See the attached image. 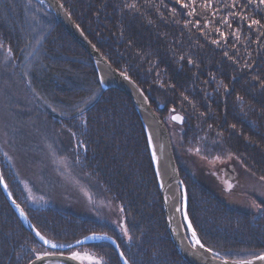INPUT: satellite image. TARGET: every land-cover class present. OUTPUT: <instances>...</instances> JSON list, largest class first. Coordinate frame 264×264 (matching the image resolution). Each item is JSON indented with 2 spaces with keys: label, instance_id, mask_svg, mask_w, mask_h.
<instances>
[{
  "label": "trees",
  "instance_id": "obj_1",
  "mask_svg": "<svg viewBox=\"0 0 264 264\" xmlns=\"http://www.w3.org/2000/svg\"><path fill=\"white\" fill-rule=\"evenodd\" d=\"M59 2L101 55L143 90L167 125L187 213L203 246L226 260L263 254L264 205L256 212L225 205L184 163L197 162V156L232 157L264 181V4ZM0 58L5 59L0 94L6 101L0 133L10 135L16 119L24 137L22 130L30 127L43 150L71 160L91 200L109 201L123 223L118 230L103 218L28 207L0 147L6 189L44 240L71 245L92 234L106 235L115 244L98 239L78 249L102 264H122L116 244L127 264H188L170 239L149 140L134 103L102 86L93 59L47 3L0 0ZM172 114L181 116V124L171 122ZM19 140L23 145V137ZM45 252L0 187V264H26Z\"/></svg>",
  "mask_w": 264,
  "mask_h": 264
},
{
  "label": "rangeland",
  "instance_id": "obj_2",
  "mask_svg": "<svg viewBox=\"0 0 264 264\" xmlns=\"http://www.w3.org/2000/svg\"><path fill=\"white\" fill-rule=\"evenodd\" d=\"M4 63L5 59L0 58V73ZM1 95L0 108L6 104ZM0 115H4L2 110H0ZM15 122L16 126L11 127L10 135L1 131L0 147H3L5 155L15 167V172L31 205L51 204L55 208H61L79 216L103 218V221H108L121 230L122 221L116 208L107 200H102L99 203L91 200L85 189V181L72 170L71 160L66 159L63 155L53 158L45 149L43 150L39 142L41 139L36 137V132L27 127L32 124L24 126L27 127V130H22L26 131L24 137L20 133V121L16 119ZM1 126L0 122V130H2ZM20 136L23 137V145H19ZM27 140L29 142L26 144ZM196 161H192L190 165L184 163L185 168H188L205 187L211 189L225 205L237 210L254 212L258 210V207L264 205V181L249 174L234 158L209 160L197 156ZM182 183L184 185L183 181ZM49 185H51V189L48 188ZM95 208L98 209L97 212L93 210ZM98 216L100 217L97 218ZM183 226L186 230L185 224ZM91 236L104 237L106 235L92 234L89 237ZM49 245L51 246V244ZM74 253L78 254V260L83 264H95L97 261L87 251L75 250L70 255L73 256Z\"/></svg>",
  "mask_w": 264,
  "mask_h": 264
},
{
  "label": "water",
  "instance_id": "obj_3",
  "mask_svg": "<svg viewBox=\"0 0 264 264\" xmlns=\"http://www.w3.org/2000/svg\"><path fill=\"white\" fill-rule=\"evenodd\" d=\"M43 1H45L51 7L57 20L62 24V26L72 36V38L91 56V58L93 59L96 65L100 78H101V73L103 72L106 73L110 77V81L108 84H105L106 85L105 87L115 88L127 94L132 99L140 116H142V113L145 112L154 119L155 124L157 125L156 127L157 135L156 136H157L159 159L163 163V165H167L168 167L167 174L166 175L164 174L165 177L163 181L162 182L159 181V189L163 197V201H164V208H165L164 211H165V216H166L167 228H168L170 237L174 243V246L179 251L182 258H184L188 264H264V259L258 258L260 256H264V254L258 257H254V258L246 259V260H226V259L220 258L219 256L215 255L213 252L209 251V249H207L205 246L203 247L200 246V244L202 243L200 242L197 235L195 237L192 236L193 228L188 227V225L190 224L188 222L187 224H185L186 230L183 231L182 233H179V229H178L179 226H177L176 220L172 218V216L169 213V209H167V202H168L167 197H169L167 191L174 184L181 190L183 201H184L183 213L185 214L186 220H187V212H186L187 196H186L185 187L179 176V171L175 163L173 148H172L169 132H168V129L166 128L165 123H163V121H161V119L154 113L153 109L150 107L149 103L144 97V94L142 93L139 86L133 80H131L127 75L116 70L101 55V53L95 48V46L84 35L81 29L73 22V20L67 14V12L63 8L59 0H43ZM138 95L142 96L143 99H141V97H138ZM173 121L180 123L182 120H173ZM144 128L146 130L145 125H144ZM6 197L8 198V201L11 204H15L8 194L6 195ZM181 235L186 240L187 239L190 241L192 239L195 241L199 240L200 242V244H198L200 248L199 258L192 259L187 254H185L184 250L182 249L183 246L180 243ZM108 240L112 241V239L110 238H108ZM42 242L43 244H45L44 241ZM112 242L114 243V241ZM83 243H85V240L81 241V243L79 244H83ZM79 244L77 243L74 246L79 245ZM45 245L50 246L49 244H45ZM122 259L124 258L122 257ZM30 264H83V263L75 259H72L71 257L64 256V255H47V256H42L39 259L38 258L34 259Z\"/></svg>",
  "mask_w": 264,
  "mask_h": 264
},
{
  "label": "bare ground",
  "instance_id": "obj_4",
  "mask_svg": "<svg viewBox=\"0 0 264 264\" xmlns=\"http://www.w3.org/2000/svg\"><path fill=\"white\" fill-rule=\"evenodd\" d=\"M39 1H43V0H39ZM99 74V73H98ZM99 78H100V75H99ZM102 80V81H101ZM109 81H110V77L106 74V73H101V78H100V82H101V84H102V86L103 87H105L106 85L105 84H108L109 83ZM104 84V85H103ZM105 88H107V87H105ZM142 91V93L144 94V97L146 98V100H147V102L149 103V105H150V102H149V100H148V98H147V96L145 95V93L143 92V90H141ZM134 93V92H133ZM138 94V93H137ZM127 95V94H126ZM128 96V95H127ZM129 97V96H128ZM138 97H141V99H143V97L142 96H140V95H138ZM130 98V97H129ZM131 99V98H130ZM132 100V99H131ZM133 102V101H132ZM134 107H135V110L137 111V114H138V116H139V118H140V121L142 122V125L144 126L145 125V127H146V130H145V132H146V134H147V137H148V140H149V149H150V152H151V156H152V161H153V164H154V169H155V174H156V176H157V181H158V189H159V181L160 182H162L163 181V179H164V177H165V175L167 174V171H168V167H167V165H163V163L160 161V159H159V155H158V145H157V125L155 124V121H154V119L149 115V114H147V113H145V112H143L142 113V116H140V114H139V112H138V110H137V108H136V106L134 105ZM150 107H151V105H150ZM152 108V107H151ZM153 109V108H152ZM153 111H154V109H153ZM154 113L159 117V115L157 114V112L156 111H154ZM174 115H178V114H172V115H170V120H171V122H173V123H176V124H181V122L180 123H178V122H175V121H173V119H172V117L174 116ZM178 116H180V115H178ZM143 117V118H142ZM181 117V116H180ZM160 118V117H159ZM161 119V118H160ZM161 121H163L162 119H161ZM144 122V123H143ZM163 123H164V121H163ZM166 125V124H165ZM166 128H167V125H166ZM168 129V128H167ZM169 132V131H168ZM170 136V135H169ZM170 140H171V138H170ZM164 142V141H163ZM175 163H176V161H175ZM9 165H10V167H11V170H13L14 172H15V167L11 164V162H9ZM176 165H177V163H176ZM72 170L74 171V172H76L75 171V169L74 168H72ZM165 174V175H164ZM15 176H16V178L18 179V175L16 174V172H15V174H14ZM179 176H180V173H179ZM0 177H2V173H1V170H0ZM3 178V177H2ZM19 178H21L20 176H19ZM180 178H181V176H180ZM18 181H19V179H18ZM20 182V181H19ZM4 180H3V182L2 183H0V187H1V189H2V192L4 193V195L6 194H8L9 195V193H8V191H7V189L4 187ZM22 186V185H21ZM48 188L49 189H51L52 187H51V185H49L48 186ZM212 191V190H211ZM34 192V191H33ZM159 192H160V189H159ZM167 193H168V196L169 197H167L168 199V202H167V209H169V213H170V215L172 216V218L174 219V220H176V222H177V226H179V233H182L183 231H185V227L183 226L184 224H187V222L188 223H190L191 224V221H190V219H189V216H188V213H187V220H186V217H185V214L183 213V208H184V206H183V203H184V201H183V197H182V192H181V190L174 184V185H172L171 186V188L170 189H168V191H167ZM214 195H216L214 192H212ZM33 194V193H32ZM6 195H5V197H6ZM160 196H161V201H162V207H163V211L165 210V208H164V201H163V197H162V195H161V193H160ZM217 196V195H216ZM9 197L13 200V198L9 195ZM6 200L8 201V198L6 197ZM14 201V200H13ZM8 203L11 205V207L14 209V211L19 215V217H20V219L23 221V223L25 224V226L35 235V237H37L38 239H39V241L41 242V244L44 246V248L47 250V252H45V253H43V254H39V255H37L35 258H33V259H31L29 262H27L26 264H30L34 259H36L37 257H42V256H47V255H64V256H68V257H71L72 258V256L70 255L71 254V252L72 251H83V252H85V250L84 249H78V248H80V247H84L86 244H88V243H90V242H92L90 239H87V237L85 238V239H83V240H85V243H83V244H79V245H76V246H74L75 244H77V242L76 243H74V244H71V248H69L68 247V245H64V247H52V246H46L45 244H43V240H41L37 235H36V233H37V231L35 230V228L32 226V224L30 223V221H29V219H28V217H27V214H26V212H25V209H24V207H22V206H20L18 203H16L15 201H14V203L15 204H11L9 201H8ZM187 204H188V199L186 200V212H187ZM17 205L19 206V207H17ZM28 207H30V208H32V209H34V208H44V207H49V206H52L51 204L50 205H34V206H32L31 205V203L29 202V200H28ZM263 206V205H262ZM61 209V208H60ZM62 210H64V209H62ZM65 211V210H64ZM21 212H23V215L21 214ZM164 215H165V211H164ZM25 217H26V219H25ZM81 217H83V216H81ZM165 219H166V216H165ZM26 220H27V222H26ZM121 226H123V223H121ZM191 227H192V225H191ZM197 235V234H196ZM198 237V236H197ZM199 238V237H198ZM170 239H171V237H170ZM83 240H81V241H83ZM200 240V239H199ZM171 241H172V239H171ZM112 242V241H111ZM201 242V241H200ZM172 243H173V241H172ZM180 243H181V245L183 246L182 247V249L184 250V252H185V254H187L190 258H192V259H197V258H199V253H200V248H199V245L196 243V241L195 240H186V239H184L183 237H182V235H181V239H180ZM47 244H51V243H47ZM54 244V243H53ZM52 245V244H51ZM173 245H174V243H173ZM116 247H117V249H118V252L119 253H121L120 252V250H119V248H118V246H117V244H116ZM175 247V246H174ZM176 248V247H175ZM177 250V249H176ZM177 252H178V254L181 256V254L179 253V251L177 250ZM212 252V251H211ZM215 254V253H214ZM264 254V253H263ZM263 254H261V255H263ZM120 255V254H119ZM215 255H217V254H215ZM218 256V255H217ZM182 257V256H181ZM120 258H121V261H122V264H125V259H122V257H121V255H120ZM221 258V257H220ZM254 258V257H253ZM184 259V258H183ZM249 259H251V258H249ZM75 260H77V261H79L78 259H75ZM184 261L187 263V261L184 259ZM81 262V261H80ZM82 263V262H81Z\"/></svg>",
  "mask_w": 264,
  "mask_h": 264
},
{
  "label": "snow or ice",
  "instance_id": "obj_5",
  "mask_svg": "<svg viewBox=\"0 0 264 264\" xmlns=\"http://www.w3.org/2000/svg\"><path fill=\"white\" fill-rule=\"evenodd\" d=\"M178 2H179V0H178ZM260 3L264 4V0H260ZM190 15H191V13H190ZM259 23H260V22L257 21V20H252V21H251V24H259ZM197 24H199V21H197ZM251 24L249 25V27H251ZM221 35H223V33H221ZM38 42H39V41H38ZM213 42H214V43H218V41H213ZM9 54H11V49H9ZM225 55H227V53H225ZM189 63H191V61H189ZM82 113H83V110H81V114H82ZM172 119H173V120H182V118H181L180 116H178V115H174V116L172 117ZM197 151H199V149H197ZM2 182H3V178L0 177V183H2ZM4 187L7 188V185L5 184ZM17 207H19V206L17 205ZM21 214L23 215V212H21ZM188 227L191 228V224H189ZM36 235H37L41 240H43L45 244L49 243V241L44 240V237L41 236L39 232H37ZM192 236H193V237L196 236V233H195L194 230L192 231ZM87 239L98 240V239H108V237H106V236H105V237L91 236V237H87ZM77 243L79 244V243H81V241H77ZM196 243H197V244H200L199 240H197ZM51 246L54 247V248H55V247H64V245H57V244H52ZM200 246L203 247L202 244H200ZM68 247L71 248V245H68ZM209 251H210V250H209ZM120 255H121V257H123V253H120ZM37 258L39 259L40 257H37ZM78 258H79V257H78V254H75V253H74L73 256H72V259H78ZM258 258H259V259H264V256H260V257H258ZM95 264H102V262H101L100 260H97V261L95 262ZM125 264H127V261H126V260H125Z\"/></svg>",
  "mask_w": 264,
  "mask_h": 264
}]
</instances>
